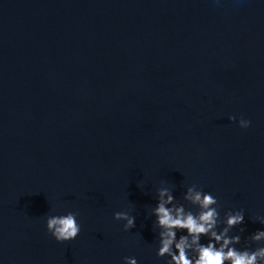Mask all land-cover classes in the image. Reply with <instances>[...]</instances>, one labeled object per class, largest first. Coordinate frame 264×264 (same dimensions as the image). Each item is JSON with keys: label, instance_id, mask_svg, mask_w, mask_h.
<instances>
[{"label": "water", "instance_id": "95a60500", "mask_svg": "<svg viewBox=\"0 0 264 264\" xmlns=\"http://www.w3.org/2000/svg\"><path fill=\"white\" fill-rule=\"evenodd\" d=\"M192 185L264 230V0H0V264H165L156 191Z\"/></svg>", "mask_w": 264, "mask_h": 264}, {"label": "clouds", "instance_id": "9594fccd", "mask_svg": "<svg viewBox=\"0 0 264 264\" xmlns=\"http://www.w3.org/2000/svg\"><path fill=\"white\" fill-rule=\"evenodd\" d=\"M234 119L229 117V120ZM250 123L246 119L238 121L240 128H248ZM155 199L156 204L150 210L158 229L155 255L157 258L168 257L165 264H264V230L249 235L241 248L236 247L241 244V236L229 235L233 228L243 224V210L226 211L221 220L216 197L196 185L187 187L183 194V200L195 207V212L175 202L167 187L158 188ZM77 215L68 212L46 216V232L57 242L74 240L81 231ZM113 219L124 222V231L135 227V217L127 211L115 212ZM255 221L264 225V217L257 216ZM221 223L222 228L219 227ZM244 231V228H238V232ZM177 232L186 234L177 238ZM201 237H206L207 243H201ZM249 242L257 247L250 248ZM123 264H137V260L124 257Z\"/></svg>", "mask_w": 264, "mask_h": 264}]
</instances>
